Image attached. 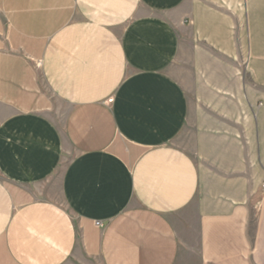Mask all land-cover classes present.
<instances>
[{"label": "crops", "instance_id": "1", "mask_svg": "<svg viewBox=\"0 0 264 264\" xmlns=\"http://www.w3.org/2000/svg\"><path fill=\"white\" fill-rule=\"evenodd\" d=\"M264 0H0V264H264Z\"/></svg>", "mask_w": 264, "mask_h": 264}, {"label": "built area", "instance_id": "2", "mask_svg": "<svg viewBox=\"0 0 264 264\" xmlns=\"http://www.w3.org/2000/svg\"><path fill=\"white\" fill-rule=\"evenodd\" d=\"M263 189H264V186H263Z\"/></svg>", "mask_w": 264, "mask_h": 264}]
</instances>
